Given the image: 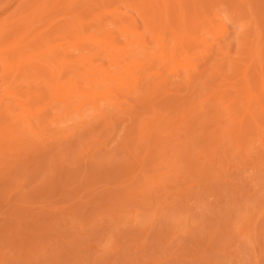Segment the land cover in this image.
I'll return each mask as SVG.
<instances>
[{
	"label": "rangeland",
	"instance_id": "obj_1",
	"mask_svg": "<svg viewBox=\"0 0 264 264\" xmlns=\"http://www.w3.org/2000/svg\"><path fill=\"white\" fill-rule=\"evenodd\" d=\"M0 264H264V0H0Z\"/></svg>",
	"mask_w": 264,
	"mask_h": 264
},
{
	"label": "bare ground",
	"instance_id": "obj_2",
	"mask_svg": "<svg viewBox=\"0 0 264 264\" xmlns=\"http://www.w3.org/2000/svg\"><path fill=\"white\" fill-rule=\"evenodd\" d=\"M63 93H64V92H63ZM66 95H67V94H66ZM3 112H4V111H3ZM3 112H2V113H3ZM3 115H4V113H3Z\"/></svg>",
	"mask_w": 264,
	"mask_h": 264
}]
</instances>
